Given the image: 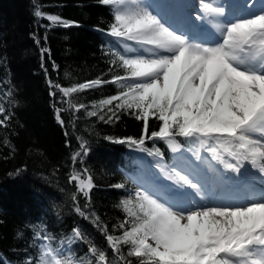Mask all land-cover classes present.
<instances>
[{"label": "trees", "instance_id": "trees-1", "mask_svg": "<svg viewBox=\"0 0 264 264\" xmlns=\"http://www.w3.org/2000/svg\"><path fill=\"white\" fill-rule=\"evenodd\" d=\"M37 9L43 18L34 15ZM48 15L75 24L54 26ZM113 23V8L99 0H0V105L10 117L0 125V264H25L30 258L37 264L42 237L55 247L66 244L63 260L70 258V264H123L121 256L140 264V258L128 256L129 245L121 244L117 254L107 240L122 237L126 229L119 224L131 219L121 201H135L150 168L176 161L175 145L184 149L195 141L180 135L171 141L146 138V151L119 143L150 137L163 122L150 116L145 133L137 110L116 108L119 101L102 105L126 90L118 84L68 96L49 84L72 87L124 75L119 61L111 63L113 50L124 49L109 34ZM109 108L118 120L105 122ZM82 143L87 155L73 161ZM77 174L79 180L70 181ZM90 177L86 197L79 181ZM120 184L124 187H115ZM100 252L105 261H99Z\"/></svg>", "mask_w": 264, "mask_h": 264}, {"label": "snow or ice", "instance_id": "snow-or-ice-1", "mask_svg": "<svg viewBox=\"0 0 264 264\" xmlns=\"http://www.w3.org/2000/svg\"><path fill=\"white\" fill-rule=\"evenodd\" d=\"M99 2L114 10L109 34L126 51L113 50L111 63L119 61L125 74L72 87L52 85L50 81V86L65 96L109 83L126 87L100 103L112 105L119 101L116 108L137 110L136 118L144 122L145 133L150 116L163 123L150 137H126L119 143L146 151V138L171 141L180 135L203 145L211 159L231 174L233 182L249 166L264 179V6L259 14L249 9L247 17L237 16L234 22L224 25L222 43L194 44L184 34L165 26L144 0ZM203 7L209 12H223L211 3ZM34 15L45 16L39 9ZM47 19L54 26L75 24L58 15H48ZM46 52L42 49V53ZM109 111L112 115L105 122H111L113 117L119 119L112 108ZM0 115V125H5L10 117L3 105ZM100 119L104 120V116ZM80 147L82 152L75 153L73 161L87 155L86 143ZM175 175V183L188 190L189 206L182 207L138 189L135 201L131 197L121 201L131 218L119 224L126 229L122 237L107 236L114 251L119 254L121 244L129 245L128 256L140 258V264H264V194L259 200L238 205L199 203L198 200L210 199L203 178L195 170ZM76 180L78 174L70 177V181ZM91 187V177L87 182L79 181V189L86 197L85 189ZM75 235L79 237V231ZM41 248L37 264H70V258H58L65 255L63 250L48 244ZM120 259L123 264H131L122 256ZM99 261H105L103 252L99 253ZM25 264H32V259Z\"/></svg>", "mask_w": 264, "mask_h": 264}, {"label": "bare ground", "instance_id": "bare-ground-1", "mask_svg": "<svg viewBox=\"0 0 264 264\" xmlns=\"http://www.w3.org/2000/svg\"><path fill=\"white\" fill-rule=\"evenodd\" d=\"M144 2L157 11L164 22L169 26H175L177 31L186 37L198 39L205 37L207 41L220 40L221 43L223 42L221 28L224 25L234 22L237 16L247 17L249 9L256 13L264 6V0H215L214 7L223 9L220 13L207 11L199 6L197 0H144ZM244 5L247 7H242ZM183 16L185 18L182 21ZM201 158L200 152H197L193 157L194 163L180 172L181 175H186L195 170L203 178L210 199L198 200L199 203L238 205L249 200H259L264 194L260 191L264 190V179L250 166L243 176L233 182L229 179L231 174L224 171L222 164L211 159L210 153H208L211 166L209 171L204 168ZM187 191L185 188L172 189L173 198L178 205L189 206L188 201L191 197L186 195Z\"/></svg>", "mask_w": 264, "mask_h": 264}, {"label": "rangeland", "instance_id": "rangeland-1", "mask_svg": "<svg viewBox=\"0 0 264 264\" xmlns=\"http://www.w3.org/2000/svg\"><path fill=\"white\" fill-rule=\"evenodd\" d=\"M199 2V6L203 7V4L211 3L213 6H215V0H197ZM145 3V2H144ZM146 4V3H145ZM147 5V4H146ZM149 7V10L153 12V14L157 15L159 19H161V16L155 11L151 6L147 5ZM257 14L259 13L256 12ZM161 21L165 24V26H169L166 22H164L162 19ZM173 30V27L170 26ZM178 34H181L178 31ZM190 41L194 44H215L219 42L220 40H214L211 42L203 41L198 38H189ZM221 43V42H219ZM135 46V45H134ZM126 50L123 49L122 53H124ZM175 152L177 154L176 161L165 163L164 165L160 167H153L150 168L147 172H145L141 179V189L145 191H149L150 193L155 194L158 198H161L162 200H167L169 202H172L174 204H177L175 202V199L172 195V189L173 188H181L177 183H175V180L177 179L176 173H180L182 170H185L188 165L193 164V157L197 152H200V158L203 161L204 168L209 171L211 168L208 158V152L205 150V147L201 145L199 142H194L192 144H189L187 148H180L175 145ZM169 177H172L169 179ZM261 193L264 192V190ZM181 206V205H180ZM186 207V206H182ZM58 251V250H57ZM66 252V251H64ZM61 259V257H58Z\"/></svg>", "mask_w": 264, "mask_h": 264}]
</instances>
